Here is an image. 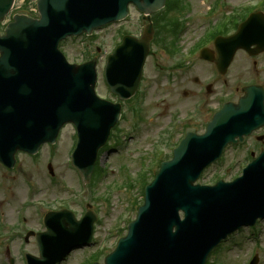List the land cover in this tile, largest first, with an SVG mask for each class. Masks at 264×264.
I'll use <instances>...</instances> for the list:
<instances>
[{
  "label": "rangeland",
  "instance_id": "374dc122",
  "mask_svg": "<svg viewBox=\"0 0 264 264\" xmlns=\"http://www.w3.org/2000/svg\"><path fill=\"white\" fill-rule=\"evenodd\" d=\"M222 3L217 7L215 13L210 15L215 0H185L184 4L176 9L175 17L184 18L185 26L182 30L180 39L183 43L188 44L184 49L185 52L197 45L204 39L202 34L206 31L208 22H212L215 19H219L225 14L232 15L236 10H240L244 7V3H248L252 0H221ZM138 17L137 12L133 11L132 22ZM98 39L95 42H90L89 39H70L64 47L73 61L79 62L84 58L86 50L92 54L96 53V47L102 46L101 54H107L111 49L113 43L117 39L118 31L117 26L112 25L98 30ZM245 53H239L235 61L231 64L228 73L224 76L218 74L213 65L207 63H201L200 68L196 74L200 77L202 84L204 85L203 92L210 101L203 105V107L213 109L220 105L223 101L237 100L240 96L239 87H241L245 78L256 68L254 66V60ZM257 70H264V55L257 58ZM212 84L213 88L211 94L206 92V86ZM154 86V83L149 81L145 82L144 88H150ZM100 91L105 93V88L100 87ZM163 97L173 99L177 105L181 108L191 107L194 105L191 99H186L185 96L178 91L174 92V95L153 94V95H140V102L137 104V108L140 106L146 110L145 116L148 115L147 122L135 121L136 116L133 111H128L124 121L120 124L119 137L125 141V144L121 147V151L116 154L108 155L105 153L102 158V163H106V169L109 170L103 177V183L105 186L96 185L91 189L85 186L81 179L78 177L72 169L67 165V159L64 155L63 145L67 153H69L73 142L71 135L66 132L61 140V150H57L56 154H52L53 158L57 159V166L59 168L62 177L55 180V185L52 187L50 196L48 198H40L36 196V199H42L46 206L57 207L65 205V207L71 208L74 211L78 210L79 213L86 211L87 203L93 205V209L98 212L99 220L95 224L96 228V242L90 247H84L75 250L71 255L61 264H85L90 255L96 251H99L98 246L104 245V241H108V249L116 244V233L122 224L119 215L124 214L126 218H133L136 205L143 199V187L142 180L138 178L139 173H142L146 165L153 160L154 164L148 171L149 174L154 173L158 169L156 162L160 157L169 159L172 156V145L176 142L177 138L181 136V131L174 135H169L168 132L173 131L171 123V114L179 115L180 111L166 112L162 105L159 104V100ZM174 108V106H172ZM204 118H199V121H203ZM205 125L200 128V131H204ZM254 138H248L241 146L233 145L229 146L223 157L209 168L205 170L202 177L198 182L202 184H214L219 178L225 181H231L237 176L242 174V166L245 164L248 156L251 157L249 147L254 145V151H260V146ZM170 145V146H169ZM49 149L44 150L46 154ZM124 155V157H121ZM44 157V156H43ZM25 161L21 163V169L24 167ZM122 166L126 168L124 171ZM43 167V165H42ZM40 170L39 178L45 188L48 186V182L44 176L43 170ZM14 177H17L16 173H13ZM26 181L34 183V179H30L28 175L24 176ZM95 179H101L99 174L95 175ZM131 179V181H130ZM150 180V179H149ZM130 184H126V182ZM131 185V186H129ZM99 186H102L99 189ZM105 188V190H104ZM24 189L27 190V184L24 183ZM92 193L95 190L96 196L101 194V191L109 192V203L103 199H96L92 196H88L89 192ZM100 191V192H99ZM79 196H78V195ZM106 195V194H105ZM104 195V197H105ZM86 198V201H82ZM134 205V210L132 208ZM37 208V205L30 207L24 213L28 222L32 227L37 226L40 213H34L33 210ZM14 212L16 215L15 211ZM35 217L36 221H33ZM33 221V222H32ZM16 222V216L10 223ZM257 226V225H256ZM258 228L248 227L243 228L233 234L230 239L226 240L214 254L213 261L215 264H249L253 255L257 252L260 254L258 264H264V220H261L257 226ZM105 237H107L105 239ZM228 241V242H227ZM11 243L13 245L12 255L15 257V264H25V253L23 254V247L28 251H32L30 245L23 242L22 239L17 240H3L0 245V264H8L4 255L5 245ZM35 250V247H34ZM102 261V258L100 259Z\"/></svg>",
  "mask_w": 264,
  "mask_h": 264
},
{
  "label": "water",
  "instance_id": "95a60500",
  "mask_svg": "<svg viewBox=\"0 0 264 264\" xmlns=\"http://www.w3.org/2000/svg\"><path fill=\"white\" fill-rule=\"evenodd\" d=\"M107 1L67 0L68 5L64 13L72 9L70 14L74 16V20L81 26L90 27L95 23L100 24L112 19L114 12L103 8ZM113 1L115 6L118 5V0H112V3ZM127 1L129 0H125L124 3ZM132 1L136 2L139 8L149 11L160 8L165 2V0ZM61 7L55 9L50 17H57ZM3 12L0 10V17ZM247 25L242 24L229 41L245 46L255 39L260 42L264 39L262 31L258 27H253V38L248 41ZM253 108V105L247 106L242 99V105L234 110L232 118L225 109L215 116L206 135L196 136L192 132L187 136L182 146L175 151L174 159L164 162L155 180L147 186L145 204L139 208L136 219L129 223L128 234L121 239L116 251L106 258L107 264H205L212 247L224 236L221 229L227 224L228 217H232L224 213V205L216 198L230 202L229 198L219 195L211 196L210 200L205 201L210 198L209 191H199L202 187L200 185L193 186V180L206 163H200L199 158L206 154L207 146L202 145L198 156L191 157L187 163H184L183 159L188 153L192 138L204 140L208 134L220 131V137L213 146L217 152L215 157H218L223 144L253 125L256 119H249L248 116L249 109ZM250 174L254 175L253 171ZM261 191L262 188L253 189L255 194ZM182 193L188 198H184ZM241 193L243 195L238 196L233 205L237 211L244 203L260 202L255 196L248 195L250 193L247 191ZM176 201H179L178 205L175 204ZM179 209L185 212L184 220L180 219Z\"/></svg>",
  "mask_w": 264,
  "mask_h": 264
},
{
  "label": "flooded vegetation",
  "instance_id": "af4514ba",
  "mask_svg": "<svg viewBox=\"0 0 264 264\" xmlns=\"http://www.w3.org/2000/svg\"><path fill=\"white\" fill-rule=\"evenodd\" d=\"M185 83H187L186 79L184 80Z\"/></svg>",
  "mask_w": 264,
  "mask_h": 264
}]
</instances>
